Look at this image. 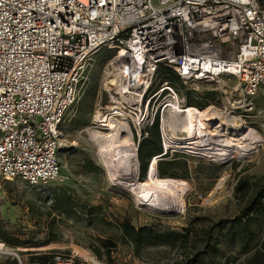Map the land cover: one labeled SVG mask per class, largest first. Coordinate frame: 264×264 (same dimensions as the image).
<instances>
[{
	"label": "built area",
	"instance_id": "1",
	"mask_svg": "<svg viewBox=\"0 0 264 264\" xmlns=\"http://www.w3.org/2000/svg\"><path fill=\"white\" fill-rule=\"evenodd\" d=\"M104 48L115 51L113 72L123 73V86L108 92L116 104L109 115L99 105L101 120L126 123L137 156L158 120L161 153L150 164L180 155L212 160L214 148L201 137L172 134V104L190 106L177 83L164 75L151 89L162 68L182 86L234 79L223 110L207 108L228 118L227 126L249 116L264 84V0H0V180L41 187L61 176L63 123ZM0 253L14 255L11 264H38ZM46 264L89 263L55 254Z\"/></svg>",
	"mask_w": 264,
	"mask_h": 264
},
{
	"label": "rangeland",
	"instance_id": "2",
	"mask_svg": "<svg viewBox=\"0 0 264 264\" xmlns=\"http://www.w3.org/2000/svg\"><path fill=\"white\" fill-rule=\"evenodd\" d=\"M114 54L115 51L104 48L94 56L81 84L79 98L67 113L60 152L61 176L41 187H31L21 180H0V234L7 232L17 245L1 239L0 244H5L7 251L18 254L23 261L38 264H46L55 254L75 255L89 264H109L106 251H101V259L92 251L101 241L115 244L108 251L115 264H175L194 255L202 264L243 261L264 239V211L251 217L249 229H242L245 200L237 190L240 180L250 188L248 199L264 190V84L254 100V111L242 116L236 125L227 126L230 138H239L238 134L233 135L234 129L243 130L248 126L255 130L260 138L255 144L256 151L248 157L226 162L183 155L164 160L162 166L168 174L161 177L173 179L185 189V210L163 213L147 209L136 202L133 193L113 184L91 136L92 132L109 134L95 127L94 115L100 114L99 105L103 106V115L111 113L107 107L112 100L105 84L113 78L110 62ZM163 80L166 77L161 72L151 91L158 89ZM176 83L188 104L201 107L199 111L212 104L223 110L226 103L223 91L238 87L234 79H225L224 84L199 86H182L177 80ZM172 134L187 137L182 130H174ZM149 138L150 135L145 140ZM120 169L123 170L122 166ZM146 177L139 162L136 182L140 184ZM61 188L69 190L77 214L58 215L51 208L54 192ZM261 202L264 204V194ZM235 220L239 223H234ZM124 221L136 228L151 226L161 232H180L186 234L188 240L179 247L152 244L134 248L120 230L119 225ZM48 227L58 236V241L38 246L47 238ZM242 236L244 240L254 236L247 248L240 244ZM213 246L219 250L217 256L212 255ZM204 251L208 253H202ZM1 254L0 264L16 260L14 255L6 260ZM40 255L48 259L42 262L38 259Z\"/></svg>",
	"mask_w": 264,
	"mask_h": 264
},
{
	"label": "bare ground",
	"instance_id": "3",
	"mask_svg": "<svg viewBox=\"0 0 264 264\" xmlns=\"http://www.w3.org/2000/svg\"><path fill=\"white\" fill-rule=\"evenodd\" d=\"M111 67L116 69L114 62H110ZM105 84L106 91L114 94V90L119 91L123 86V73L115 72ZM125 95V92L122 91ZM111 106L107 107L110 110L115 109L114 101H111ZM189 109L185 112L184 107L172 104L170 109V122L174 123L171 130H182L188 137H201L202 142L206 146H213L212 156L209 157L215 161H230L233 159L244 158L245 156L256 151V143L260 142V138L256 133L252 137L239 131L240 138H230V133L226 121L228 118L222 119L221 115L206 108L204 111H198L194 106H187ZM201 110V109H199ZM212 111V113L210 112ZM101 115H97L95 120L101 122L99 126L105 127L109 134H101L92 132L91 136L97 143L99 156L105 164L110 179L115 186L124 188L133 193L136 202L146 206L147 209L159 211L163 213H182L185 210V189L170 178H161L158 175L156 161L150 164L146 171L147 179L136 182L138 175V156L133 145L131 133L123 121L122 124L115 119L101 120ZM232 122V121H231ZM224 123V124H223ZM246 127L247 133H252ZM235 130L233 135L236 134ZM230 135V134H229ZM206 150V149H205ZM202 155L208 157V152L202 149ZM252 155V154H251ZM122 166V169L120 167ZM138 180V179H137ZM7 250L5 245L0 244V251ZM3 255V254H1Z\"/></svg>",
	"mask_w": 264,
	"mask_h": 264
},
{
	"label": "trees",
	"instance_id": "4",
	"mask_svg": "<svg viewBox=\"0 0 264 264\" xmlns=\"http://www.w3.org/2000/svg\"><path fill=\"white\" fill-rule=\"evenodd\" d=\"M161 72L163 73V75H165L168 78L169 81L176 82V79L172 76L169 70L162 68L160 69L159 73ZM189 105L194 106L192 104ZM194 107L201 108L200 106H194ZM149 135H150L149 140L144 139L140 143L139 152H138V158H139L141 170L143 172H146L147 169L149 168L152 158L161 153L158 120L155 122L154 126L150 128ZM163 161L164 160L158 162L157 165L158 175L160 177L168 174L163 169L162 166ZM237 190L242 193L243 199L245 200V207L242 210L243 211L242 218L245 220V223L242 224V229H246V228L249 229L251 217L255 215H259L264 211V204L261 202V199L264 194V190H259V192L255 195V197H253L252 199H248L247 196L250 191V188L246 182H243L241 180L237 184ZM75 207H76L75 202L72 196L70 195L68 189L61 188L55 190L54 202L51 208L57 211L59 213L58 215L61 214L68 216L75 215L77 214V210ZM48 216H51V214L49 213ZM52 221L55 222V219H52ZM234 223H239V221L235 220ZM119 227L123 237L129 243H131L134 248H138L145 245H152V244L168 245L170 247H179V246H184L188 240L186 234H182L180 232H176V231L161 232L160 230H157L151 226H143L136 228L128 221L122 222L119 225ZM188 232L189 231L187 230L186 233ZM253 237L254 236L248 238L247 240H244V237L242 236L240 238L241 246L247 248L249 243H251L254 240ZM0 239L5 243L17 245L12 242L7 232H3L2 234H0ZM57 241H58V236L54 235L52 229L48 227L47 238L43 242H41L38 246H46L50 243ZM24 244H29V242H24ZM34 247L36 246L34 245ZM113 247H115V244L113 242L101 241L100 246L93 247L92 251L99 259L102 258L101 251L102 250L104 252L106 251L108 254L109 264H115L113 261H111L108 252ZM218 251H219L218 248L216 246H213L212 255L217 256ZM202 253L207 254L208 252L204 251ZM38 259L42 262H45L48 259V257L46 255H40ZM175 264H202V262L199 261L197 255H194L191 258H185L184 261L176 262ZM226 264H264V239L261 241L259 246H256L251 250V253L243 261L234 262V263L227 262Z\"/></svg>",
	"mask_w": 264,
	"mask_h": 264
}]
</instances>
